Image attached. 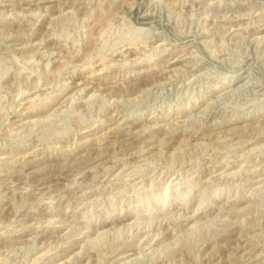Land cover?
I'll return each mask as SVG.
<instances>
[{
	"label": "rangeland",
	"instance_id": "1",
	"mask_svg": "<svg viewBox=\"0 0 264 264\" xmlns=\"http://www.w3.org/2000/svg\"><path fill=\"white\" fill-rule=\"evenodd\" d=\"M0 264H264V0H0Z\"/></svg>",
	"mask_w": 264,
	"mask_h": 264
},
{
	"label": "bare ground",
	"instance_id": "2",
	"mask_svg": "<svg viewBox=\"0 0 264 264\" xmlns=\"http://www.w3.org/2000/svg\"><path fill=\"white\" fill-rule=\"evenodd\" d=\"M193 1V0H192ZM9 2V1H8ZM45 11V10H44ZM238 28V27H237ZM240 33V32H239ZM240 37V36H239ZM241 38V37H240ZM166 40H167V37H166ZM197 50V49H196ZM201 54V53H200ZM199 54V55H200ZM180 56V55H179ZM17 62V61H16ZM163 71V70H162ZM172 71V69H171ZM103 87V86H102ZM78 88V87H77ZM161 92V91H160ZM78 93V92H77ZM209 99V98H208ZM38 118V117H37ZM119 140V139H118ZM162 141V140H161ZM156 146V145H155ZM258 146V145H257ZM124 157V156H123ZM64 162V161H63ZM251 170V169H250ZM126 171V170H125ZM245 180V179H244ZM74 198V197H73ZM114 217V216H113ZM205 219V218H204ZM101 232V231H100ZM100 234V233H99ZM103 234V233H102ZM132 258V257H131Z\"/></svg>",
	"mask_w": 264,
	"mask_h": 264
}]
</instances>
